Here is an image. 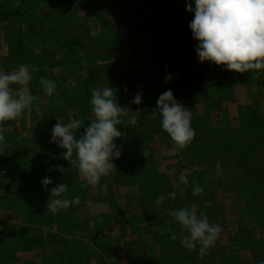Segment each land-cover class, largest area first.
Instances as JSON below:
<instances>
[{"label": "rangeland", "instance_id": "374dc122", "mask_svg": "<svg viewBox=\"0 0 264 264\" xmlns=\"http://www.w3.org/2000/svg\"><path fill=\"white\" fill-rule=\"evenodd\" d=\"M187 3L194 8V0H0V73L39 68L27 85L31 112L0 125V264L264 261V69L241 74L201 63ZM41 78L55 82L52 96ZM105 86L120 106L139 110L138 122L124 117L116 126L122 154L92 189L59 158L66 149L51 142V130L56 118L74 117L80 139L93 119L92 89ZM169 89L191 111L195 137L182 150L152 116ZM138 92L142 103L130 104ZM56 166L63 172L47 171ZM45 177L48 189L68 185L67 198L80 204L46 214ZM193 182L201 195L193 196ZM173 191L176 199L157 207ZM89 202L102 207L94 213ZM182 208L222 228L202 257L199 244H181L188 233L168 215Z\"/></svg>", "mask_w": 264, "mask_h": 264}, {"label": "clouds", "instance_id": "9594fccd", "mask_svg": "<svg viewBox=\"0 0 264 264\" xmlns=\"http://www.w3.org/2000/svg\"><path fill=\"white\" fill-rule=\"evenodd\" d=\"M194 5L193 8L192 3H187L186 10L194 12L189 28L193 39L198 42L196 52L201 63L209 61L241 74L264 69V0H194ZM29 67L20 65L16 71L0 73V125L20 118L26 110L31 112L36 97L30 93L27 85L32 79L31 72H38L39 68L33 67L30 72ZM167 67L166 65V70ZM170 79V75L166 76L165 82ZM39 82L46 95L52 96L55 93L54 81L41 78ZM12 85L20 87L14 89ZM124 90L127 92V88ZM129 103L141 104L142 93L138 92ZM90 104L93 119L80 139H76L74 135V131L80 127L79 120L70 117L68 123H62L58 117L51 130V142L66 149L59 158L78 168L86 185L95 189L101 177L109 176L116 169L112 160L120 158L122 154V145L114 143L123 135L116 126L125 124L124 117H128V124L136 125L139 110L131 111L120 106L113 88L107 86L92 89ZM157 110L153 111L152 116L155 118L159 114L162 117L161 127L170 136L175 147L181 150L187 148L195 137V131L191 127V111L174 98L170 89L159 96ZM3 131L0 128V144L5 142ZM143 156L146 157L147 152ZM53 170L63 172L64 169L60 166L47 169ZM180 181L187 183L183 173ZM50 184V178L42 179L44 190L49 193L46 214H57L62 209L80 204L78 196L71 200L67 198L68 185L60 183L48 189ZM203 192L204 188L193 182V196H199ZM169 198L175 200L176 192L159 196L156 200L157 207ZM100 207L99 202L91 205L94 213ZM168 215L174 217L175 222L188 233L181 236V244L189 251L196 249L199 244L201 257L215 244L222 231L219 224H210L203 213L198 218L195 210H168ZM171 239L175 240L177 236L173 234ZM259 264H264V261Z\"/></svg>", "mask_w": 264, "mask_h": 264}]
</instances>
